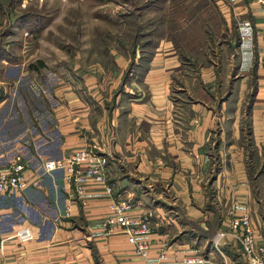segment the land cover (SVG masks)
<instances>
[{"label":"crops","instance_id":"crops-1","mask_svg":"<svg viewBox=\"0 0 264 264\" xmlns=\"http://www.w3.org/2000/svg\"><path fill=\"white\" fill-rule=\"evenodd\" d=\"M215 3L216 60L195 63L159 36L134 68L129 58L122 69L111 60L107 88L82 70L73 74L81 86L51 90L52 109L23 144L3 135L2 121L0 162L21 151L34 183L17 197L0 195V264H143L118 226L105 229L111 197L100 185L88 181L74 196L60 171L36 174L40 159L82 146L107 156L115 193L133 202L129 214L147 211L157 223L138 237L150 260L247 264L228 227L242 215L256 249L264 248V0ZM19 224L30 226L32 239L4 238ZM189 256L201 261L184 263Z\"/></svg>","mask_w":264,"mask_h":264},{"label":"rangeland","instance_id":"rangeland-1","mask_svg":"<svg viewBox=\"0 0 264 264\" xmlns=\"http://www.w3.org/2000/svg\"><path fill=\"white\" fill-rule=\"evenodd\" d=\"M217 11L215 0H0V129L2 121L7 123L3 135L23 144L37 119L52 109L51 90L81 86V79L76 80L73 74L78 77L82 70L103 79L102 88L111 86L116 74L111 60L122 69L131 58V50L132 58L149 57L157 35L195 63L216 60L222 46ZM129 62L127 68H134ZM17 154L25 166L28 187L34 183L28 175L30 162L21 151L8 161ZM52 157L60 156L40 159L36 174L51 173L39 170L41 161ZM53 171L62 176V170ZM106 175L109 182L107 156ZM23 190L0 195L17 197ZM84 191L85 185L81 195ZM20 225L25 224L17 227ZM217 234L213 243L219 239Z\"/></svg>","mask_w":264,"mask_h":264},{"label":"built area","instance_id":"built-area-1","mask_svg":"<svg viewBox=\"0 0 264 264\" xmlns=\"http://www.w3.org/2000/svg\"><path fill=\"white\" fill-rule=\"evenodd\" d=\"M264 52V44L262 45ZM24 164L20 156L15 155L12 160L0 163V194L12 195L23 190L29 179L24 171ZM62 170V181L67 183L73 192L81 195L83 186L89 181L97 182L103 191L111 197L109 214L104 219V226H118L126 235L127 240L134 245L135 252L144 260L143 264H160L159 260L147 258V243L138 238L140 235L151 232L156 223L150 220L151 213L143 212L139 216H132L129 211L133 204L114 192V187L107 181L106 156L93 147H78L60 157L45 158L41 161L39 173H50L53 170ZM69 214L66 205L63 215ZM229 232L235 236L241 245L247 264H264V248L255 247L252 227L247 215L232 217L229 221ZM224 234L219 231L216 238ZM33 234L28 225H20L5 238H16L18 241H28ZM164 251L160 249L158 259H162ZM200 257H185L184 263L200 262ZM211 263V262H210ZM209 264V263H208Z\"/></svg>","mask_w":264,"mask_h":264},{"label":"trees","instance_id":"trees-1","mask_svg":"<svg viewBox=\"0 0 264 264\" xmlns=\"http://www.w3.org/2000/svg\"><path fill=\"white\" fill-rule=\"evenodd\" d=\"M216 14L217 15H219V13H218V11L216 12ZM220 16V15H219ZM159 35H157L156 37H158ZM197 46H201V44H197ZM132 56H133V51L131 50V58L129 59V65H133V58H132ZM130 69V68H129ZM127 72V71H126Z\"/></svg>","mask_w":264,"mask_h":264}]
</instances>
